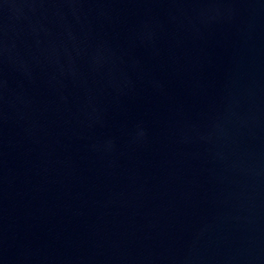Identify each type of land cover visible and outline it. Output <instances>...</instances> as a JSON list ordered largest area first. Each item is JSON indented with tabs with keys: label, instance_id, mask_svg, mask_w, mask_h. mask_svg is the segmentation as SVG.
Masks as SVG:
<instances>
[{
	"label": "water",
	"instance_id": "95a60500",
	"mask_svg": "<svg viewBox=\"0 0 264 264\" xmlns=\"http://www.w3.org/2000/svg\"><path fill=\"white\" fill-rule=\"evenodd\" d=\"M0 264H264V0H0Z\"/></svg>",
	"mask_w": 264,
	"mask_h": 264
}]
</instances>
